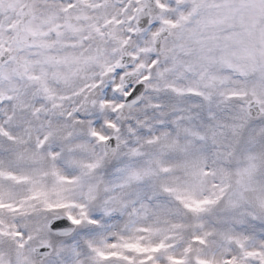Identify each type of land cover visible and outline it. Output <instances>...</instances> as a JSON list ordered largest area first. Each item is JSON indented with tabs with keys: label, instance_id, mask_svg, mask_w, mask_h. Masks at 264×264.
Segmentation results:
<instances>
[{
	"label": "snow or ice",
	"instance_id": "6c2138e0",
	"mask_svg": "<svg viewBox=\"0 0 264 264\" xmlns=\"http://www.w3.org/2000/svg\"><path fill=\"white\" fill-rule=\"evenodd\" d=\"M0 264H264V0H0Z\"/></svg>",
	"mask_w": 264,
	"mask_h": 264
}]
</instances>
